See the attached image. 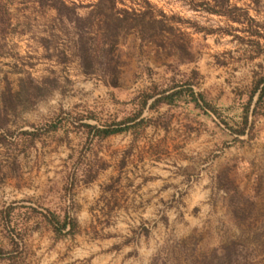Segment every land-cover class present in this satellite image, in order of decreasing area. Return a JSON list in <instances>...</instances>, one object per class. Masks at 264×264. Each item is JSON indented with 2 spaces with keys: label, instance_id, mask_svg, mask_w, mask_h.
Wrapping results in <instances>:
<instances>
[{
  "label": "rangeland",
  "instance_id": "374dc122",
  "mask_svg": "<svg viewBox=\"0 0 264 264\" xmlns=\"http://www.w3.org/2000/svg\"><path fill=\"white\" fill-rule=\"evenodd\" d=\"M0 264H264V0H0Z\"/></svg>",
  "mask_w": 264,
  "mask_h": 264
},
{
  "label": "trees",
  "instance_id": "16d2710c",
  "mask_svg": "<svg viewBox=\"0 0 264 264\" xmlns=\"http://www.w3.org/2000/svg\"><path fill=\"white\" fill-rule=\"evenodd\" d=\"M178 94H179V92H177V91H171L170 93H166L165 92V93L162 94V97L159 100L156 101V103L171 105L172 102H173V99L176 96H178ZM149 98H150L149 96H145V100H144L142 109L135 116V118H134L135 120L139 119L141 117L143 107H144V105L146 104V102H147V100ZM118 125H121V124H118ZM90 130L93 131V136H95L96 138H99V139H105V138H107L109 136L118 134V133L123 131V129H113L111 127H106V128H102V129H98V128L92 127V128H90ZM61 228L62 229L66 228V223H64Z\"/></svg>",
  "mask_w": 264,
  "mask_h": 264
}]
</instances>
